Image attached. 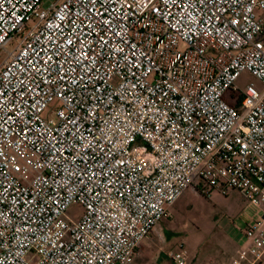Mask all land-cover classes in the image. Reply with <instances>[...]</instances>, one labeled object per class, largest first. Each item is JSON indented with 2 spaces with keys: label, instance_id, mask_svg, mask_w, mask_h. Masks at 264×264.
<instances>
[{
  "label": "built area",
  "instance_id": "built-area-1",
  "mask_svg": "<svg viewBox=\"0 0 264 264\" xmlns=\"http://www.w3.org/2000/svg\"><path fill=\"white\" fill-rule=\"evenodd\" d=\"M43 1L0 0V264H131L189 187L264 264V0Z\"/></svg>",
  "mask_w": 264,
  "mask_h": 264
},
{
  "label": "rangeland",
  "instance_id": "rangeland-1",
  "mask_svg": "<svg viewBox=\"0 0 264 264\" xmlns=\"http://www.w3.org/2000/svg\"><path fill=\"white\" fill-rule=\"evenodd\" d=\"M49 1L44 0L42 5L46 6ZM34 20L31 19L29 24ZM18 39L15 37L8 47L14 48ZM249 80L257 82L248 72H243L238 78L240 84ZM68 211L76 218L81 207L72 203ZM261 215V208L249 202L236 189H230L226 194L214 191L207 195L189 187L168 207L167 214L156 227L160 233L157 235L154 228L148 235L151 239L140 242L143 250L135 254L131 264H175L171 255L181 247L188 252L187 264H198L199 249L216 247L222 235L231 236L239 243L245 242L242 229Z\"/></svg>",
  "mask_w": 264,
  "mask_h": 264
},
{
  "label": "crops",
  "instance_id": "crops-1",
  "mask_svg": "<svg viewBox=\"0 0 264 264\" xmlns=\"http://www.w3.org/2000/svg\"><path fill=\"white\" fill-rule=\"evenodd\" d=\"M214 191L218 192L216 190H214ZM218 193H220V192H218ZM223 194H226V193H223ZM161 219H159L156 222L154 228H156L160 224ZM242 232H243V229H242ZM155 233L158 235L160 233V229L156 228ZM243 234H244V232H243ZM148 235L145 236L142 239V241L145 240L146 238L151 239V237H149ZM244 237H245V235H244ZM219 240L221 241L220 244L217 245L216 247L212 248L211 250H209V248L199 249V251L197 252V256H198V260H199L198 264H222L223 262L227 261L232 256L236 255L239 248L245 247L250 243L249 239L246 237H245V242L239 243V242L235 241L234 239H232L231 236H228V235H225V236L222 235V237H219ZM142 250H143V245L141 244L139 246L138 251H136L135 254L137 252L140 253ZM135 254H134V256H135ZM134 256H133V261H134Z\"/></svg>",
  "mask_w": 264,
  "mask_h": 264
}]
</instances>
